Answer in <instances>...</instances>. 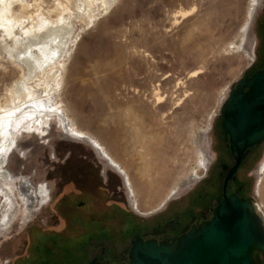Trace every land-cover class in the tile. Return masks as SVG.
Instances as JSON below:
<instances>
[{"label":"rangeland","instance_id":"1","mask_svg":"<svg viewBox=\"0 0 264 264\" xmlns=\"http://www.w3.org/2000/svg\"><path fill=\"white\" fill-rule=\"evenodd\" d=\"M46 54L33 69L24 61ZM263 59L264 0H0V194L12 205L0 264L32 262L39 236L59 245L79 202L116 228L185 207L220 104ZM149 174L161 184L153 207L172 195L143 214L130 179ZM241 174L264 212V140ZM69 245L43 263L76 259Z\"/></svg>","mask_w":264,"mask_h":264},{"label":"flooded vegetation","instance_id":"2","mask_svg":"<svg viewBox=\"0 0 264 264\" xmlns=\"http://www.w3.org/2000/svg\"><path fill=\"white\" fill-rule=\"evenodd\" d=\"M263 67L264 59L260 63V66L250 75ZM234 88L236 86L232 89ZM243 90L246 91L247 89L244 88ZM218 117L219 122L217 129L213 132L214 135L210 145L212 148L211 162L199 179V182L195 183L193 187L185 192V194L189 195V202L185 207L175 210L167 216L143 217L138 220L134 216H126L120 226L116 228L113 216L101 212L96 213L97 215L92 217L91 206L85 201L79 202L75 206L77 213L74 216L77 227H71L68 230L69 236L65 238L60 236V234H54L55 238L59 241V245L54 241V244L51 241V245H48L47 239H45V237L47 238L46 235L44 238H39L41 237L39 236L34 239L31 244V250L32 253L38 254L31 259V261L33 260L32 262L29 261L30 264H35L40 256L45 257L48 249L53 251L54 245L63 246L64 248L66 244H70L69 246L76 248L77 257L65 264H87L92 261L96 264H128L130 260L129 251L137 239L143 242L154 240L158 245L166 243L173 246L174 249L175 246L179 245V239L190 230L198 229L201 225H208L212 221L221 201L230 196L254 201L247 195L246 182L242 178L241 169L258 144L247 148L240 164L232 170L237 151L231 149L229 136L221 128V114L218 113ZM74 136L85 139L77 135ZM40 187L44 192L48 191L43 184ZM130 196L135 210L143 214L151 213L155 209L161 208L170 198L169 196L168 199L164 202L161 201L157 206L144 210L139 207L138 202L131 193ZM0 197V214L3 215L2 208L7 209L4 212V217L0 216L1 225L7 216L11 214L10 207L12 205L10 204L11 199L7 192L3 191ZM47 197H49L48 193ZM36 199L37 197L34 194L31 197L30 203L36 202ZM166 210L167 206L159 210V213H164ZM252 256L256 264H264V257L259 250L254 249Z\"/></svg>","mask_w":264,"mask_h":264},{"label":"water","instance_id":"3","mask_svg":"<svg viewBox=\"0 0 264 264\" xmlns=\"http://www.w3.org/2000/svg\"><path fill=\"white\" fill-rule=\"evenodd\" d=\"M217 113L231 149L237 151L234 170L245 150L264 140V67L238 78ZM254 249L264 257V216L256 202L230 196L219 203L208 225L190 230L174 249L166 243L137 239L128 264H256Z\"/></svg>","mask_w":264,"mask_h":264},{"label":"bare ground","instance_id":"4","mask_svg":"<svg viewBox=\"0 0 264 264\" xmlns=\"http://www.w3.org/2000/svg\"><path fill=\"white\" fill-rule=\"evenodd\" d=\"M47 58H49L48 54L43 55L42 60H38V59L34 58L33 56H28L24 59V61L26 62L29 69H33V67L35 65H40L43 61L47 60ZM102 151L104 153H106L104 150H102ZM102 151H100V152L102 153ZM111 156H113V155H111ZM109 158L111 159V157H109ZM129 169H130V167L126 168L127 171H129ZM143 176L145 177V174H143ZM148 177H151V179L150 180L141 179L140 181H136V182L131 180L129 177L130 185H131L130 189L133 192V194L135 195L136 199L139 201H142L144 203L143 205L138 203L139 207L144 209V210H148L149 207H153L152 204L155 202L154 199L159 195V193H161L160 192L161 184L157 182L156 176H151L149 174ZM156 202H158V201H156ZM256 204L264 216V212L261 209L260 205L258 203H256Z\"/></svg>","mask_w":264,"mask_h":264},{"label":"trees","instance_id":"5","mask_svg":"<svg viewBox=\"0 0 264 264\" xmlns=\"http://www.w3.org/2000/svg\"><path fill=\"white\" fill-rule=\"evenodd\" d=\"M66 245H69V244H66ZM58 246L54 245V248H56ZM51 254H53V252H50ZM45 261L44 257L43 256H40V258L37 259L36 263L35 264H44L43 262Z\"/></svg>","mask_w":264,"mask_h":264}]
</instances>
